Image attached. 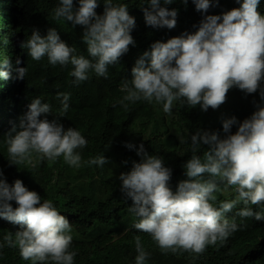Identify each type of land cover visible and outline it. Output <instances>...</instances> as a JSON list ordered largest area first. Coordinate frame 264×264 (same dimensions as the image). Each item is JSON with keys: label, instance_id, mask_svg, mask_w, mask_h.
<instances>
[{"label": "clouds", "instance_id": "9594fccd", "mask_svg": "<svg viewBox=\"0 0 264 264\" xmlns=\"http://www.w3.org/2000/svg\"><path fill=\"white\" fill-rule=\"evenodd\" d=\"M142 1L148 4L143 8L145 22L154 28H174L176 17L189 6L205 15L195 32L166 42L156 41L136 60L131 79H124L120 85L124 95L117 103L125 110L129 103L145 101L161 105L169 114L176 102L190 108L199 105L207 111L223 104L231 88L242 90L245 95L259 91L261 103L249 117L242 122L234 115L222 120L226 134L223 137L201 129L190 134L192 154L183 164L187 179L179 181L175 191L169 185L172 168L166 166L161 156L149 153L143 143L136 149L140 160L133 161L131 169L118 177L121 192L132 201L129 210L136 217L134 229L149 234L164 252L201 254L208 246L223 244L241 230L240 219L230 222L226 218V213L237 205H243L238 216L254 218L257 225L264 223V211L251 207L264 204V14L260 0ZM100 2L58 0L52 12L54 21L83 26L82 40L88 53L85 56L77 55L56 28H49L46 35L34 28L23 40L20 0H0L1 23L8 22L16 38L15 63L8 57L0 58V79H7L13 71L12 81L1 90L4 99L0 104H5L6 112L27 83L28 62L21 48L27 50L32 60L46 56L51 65L70 64V75L77 85L87 81L92 73L108 78L109 66L136 44L131 34L135 18L129 14L131 6L127 0H103L102 15L96 12ZM216 4L233 9L221 15H207ZM56 98L62 105L57 114L63 117L70 107V93H57ZM50 112L51 105L35 97L19 125L5 133L10 164L31 163L35 154L38 159L49 161L63 157L68 165L81 167L80 150L86 147L87 140L78 129L65 128L58 118H41ZM234 125L236 131L232 132ZM180 142L185 143L183 139ZM202 145H208L203 158L198 154ZM125 147L133 149L135 145L125 142ZM109 162L105 155L87 161L99 167ZM220 184L225 190L234 189L236 195L217 205L215 193ZM11 201H15V207ZM0 218L20 225L14 237L11 232L3 236L0 249L6 245L18 247L21 258L31 264H74L77 253L71 250L69 220L52 200L42 201L21 179L10 184L2 169ZM135 247V264H146L148 253L139 236Z\"/></svg>", "mask_w": 264, "mask_h": 264}, {"label": "trees", "instance_id": "16d2710c", "mask_svg": "<svg viewBox=\"0 0 264 264\" xmlns=\"http://www.w3.org/2000/svg\"><path fill=\"white\" fill-rule=\"evenodd\" d=\"M127 1L131 6V9L128 7L131 11L129 14L135 18V28L131 34L136 44L130 45L128 52L116 64L109 66L107 79L92 73L87 81L77 85L70 75V64L51 65L46 56L39 61L32 60L26 49H20L28 62V78L22 94L16 96L8 112L4 108L5 104H0V169L10 184L17 178L21 179L29 190L41 196L42 201L52 200L60 214L69 220L71 250L77 253L74 264H135L137 236L148 253L146 264H264V223L257 225L254 218L238 216L237 212L243 205H237L226 213L230 222L231 219H240L238 225H241V230L236 231V235H231L223 244L210 245L201 254L183 250L164 252L149 234L132 227L136 217L129 210L131 199L125 198L121 192L120 180L108 176L107 171L101 167L95 165V172L99 173L97 189L90 187L88 191H83L79 185L66 181L70 173L63 157L49 161L40 160L33 154L31 163H9L4 143L5 133L14 125H19L27 105L33 98L39 97L52 107V112L41 115L42 119L45 116L49 120L58 118L65 128L78 129L87 140L86 147L80 150L82 163L112 151L120 175L131 169L133 161L140 160L136 149L143 143L149 153L161 156L166 166L172 168L169 185L175 191L179 181L187 179L183 164L192 154L190 134L201 129L218 132L223 137L226 135L222 127L224 118L234 115L242 122L261 103L259 91L245 95L242 90L231 88L223 104L216 109L209 107L207 111L201 110L199 105L190 108L176 102L169 114L163 111L161 105L145 101L129 103L125 110L117 103L124 95L120 85L124 79H131V70L136 60L156 41L166 42L183 33L195 32L205 15L196 9L193 11L189 6L176 17L174 28H154L147 25L144 19L143 8L148 7V4L142 0ZM221 1L226 3L228 0ZM20 3L22 15L19 26L23 30V40L30 36L34 28L41 35H46L49 28H56L61 39L76 49L77 55H88L86 43L82 40L83 26L53 20L52 12L58 0H20ZM262 4L264 0H260L259 5L264 14ZM225 6L216 4L206 14L221 15L233 9ZM96 12L103 14V0ZM15 47L14 28H8V22L2 24L0 20V58L8 57L14 64ZM12 74L13 71L7 79H0L1 101L4 99L1 90L12 81ZM60 92L70 93V107L63 117L57 114L62 107L56 98ZM236 127L233 126L232 132L236 131ZM181 139L185 143H181ZM125 142H131L135 147L129 149L125 147ZM207 149L208 145H202L198 154L203 158ZM219 189L215 193L217 205L235 198L234 189L225 190L223 184L219 185ZM10 203L16 206L15 201ZM251 207L254 211H264V204ZM19 229L20 225L0 218V240L9 232L14 237ZM0 264H31V261L21 258L18 247L6 245L0 249Z\"/></svg>", "mask_w": 264, "mask_h": 264}, {"label": "rangeland", "instance_id": "374dc122", "mask_svg": "<svg viewBox=\"0 0 264 264\" xmlns=\"http://www.w3.org/2000/svg\"><path fill=\"white\" fill-rule=\"evenodd\" d=\"M104 155L109 158L110 162L101 167V169L103 171L106 170L108 176L117 179L119 175V168L117 167L116 162L112 156V151L105 152ZM67 170L69 171L70 175L66 181H70L75 185H79V187L83 191H88L90 187H92L93 190L97 189V179L99 177V173L95 172V165H89L86 161L83 162L81 167L79 168H74L70 165H67ZM91 171L93 172L92 175H90Z\"/></svg>", "mask_w": 264, "mask_h": 264}]
</instances>
